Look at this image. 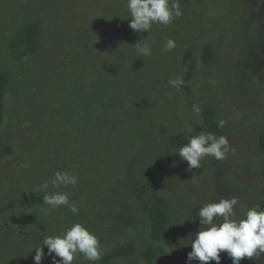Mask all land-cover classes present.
I'll use <instances>...</instances> for the list:
<instances>
[{"label": "rangeland", "instance_id": "374dc122", "mask_svg": "<svg viewBox=\"0 0 264 264\" xmlns=\"http://www.w3.org/2000/svg\"><path fill=\"white\" fill-rule=\"evenodd\" d=\"M180 3V18L135 33L126 0H0V72L13 75L0 126V264L75 222L100 241L95 264L126 244L135 256L114 264H186L185 239L198 230L203 204L236 196L237 218L247 207L264 209V0ZM28 23L39 26L40 47L16 63L9 44ZM168 39L176 42L170 52ZM137 42L151 55H139ZM204 45L209 65L201 62ZM188 50L193 77L186 90L174 88L170 79H186ZM206 105L227 124L222 135L236 151L189 169L175 152L205 132ZM56 171L76 175L77 185L41 190ZM65 190L78 213L43 205L45 194ZM154 206L170 218L167 242L148 238ZM73 264L89 262L78 256ZM240 264H264V255Z\"/></svg>", "mask_w": 264, "mask_h": 264}, {"label": "clouds", "instance_id": "9594fccd", "mask_svg": "<svg viewBox=\"0 0 264 264\" xmlns=\"http://www.w3.org/2000/svg\"><path fill=\"white\" fill-rule=\"evenodd\" d=\"M125 6L130 16L127 20L128 26L135 33H148L153 24L167 26L183 14L180 0H126ZM175 47L176 42L168 39L163 50L170 52ZM135 48L141 56L151 55V47L147 43L137 42ZM183 83L181 77L169 80L170 86L174 88L183 86ZM193 110L200 111L195 105ZM224 123L220 120L218 127L223 128ZM235 151L227 136L200 132L190 135L188 142L175 153L187 162L189 169H199L205 158L223 161L229 153ZM77 182L76 175L56 171L39 188L46 190L51 184L53 188L67 189L69 186L75 187ZM42 199L43 205L52 210L67 206L71 213H78L75 202L70 200V193L66 190L47 193ZM237 205H240V200L233 196L230 199L221 198L216 202L205 203L199 208L196 219L198 230L190 233V239H185L186 245L191 247V251L187 253L186 264H191L192 261H198L199 264L214 261L215 264H220L221 252L226 253L231 264H240L245 258L254 261L264 255V209L259 205H241L247 207V210L237 218ZM43 246L47 247V253L43 251ZM33 250L34 264H42L46 254L51 258V264H73L78 256H83L89 264H95L102 255L98 237L79 222L72 223L59 234L44 236L40 245Z\"/></svg>", "mask_w": 264, "mask_h": 264}, {"label": "trees", "instance_id": "16d2710c", "mask_svg": "<svg viewBox=\"0 0 264 264\" xmlns=\"http://www.w3.org/2000/svg\"><path fill=\"white\" fill-rule=\"evenodd\" d=\"M38 34L39 26L37 25V23H28L24 24L21 28H19L17 32L12 36L9 44V50L11 51V55L14 61H16V63H19L25 58L33 57L37 54L40 47L38 41ZM183 59L187 66L185 70L186 79L183 83V88L186 90L188 88V81L191 80L193 77V72L195 69V60L189 50L184 53ZM212 60L213 54L211 51V47L209 45H204L202 48L201 62L204 65H209ZM12 78V69L9 68L7 69V71L0 72V126L4 122L6 90ZM202 119L205 132H211L217 135H222L227 128L226 123H224L223 128L218 127V122L222 119L211 106L206 105L202 108ZM260 141L262 142L260 145V151L264 152V137H261ZM196 211L198 214V210ZM197 214L195 215V218L197 217ZM169 220L170 218L162 208L158 206L151 207L148 210V238L152 241L167 242L171 235L170 229L168 228ZM20 235L24 237V233H20ZM28 239L26 238L24 239V241L27 242ZM41 241L42 240L40 239H36V244L33 246L29 245L30 242H27L28 249L26 252L23 253L24 255H22V257L18 260H10V264H25L23 261H25L24 258L26 255L29 258L28 262H32V264H34L32 257L35 255V251L33 249L35 247H38ZM44 248L45 246H43V249ZM135 254L136 250H134L133 245L126 244L106 254L102 258L101 264H114L119 260L133 257L135 256ZM149 254L150 248H148V251L146 252V259L148 260V262H150L151 260ZM46 255L42 259V264L50 263L43 262V260L46 259Z\"/></svg>", "mask_w": 264, "mask_h": 264}]
</instances>
